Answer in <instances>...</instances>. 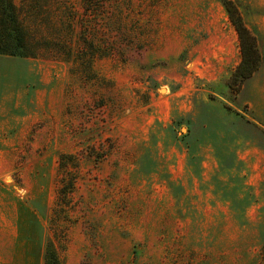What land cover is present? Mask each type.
<instances>
[{"label": "rangeland", "instance_id": "1", "mask_svg": "<svg viewBox=\"0 0 264 264\" xmlns=\"http://www.w3.org/2000/svg\"><path fill=\"white\" fill-rule=\"evenodd\" d=\"M13 0L0 55V264H264V0Z\"/></svg>", "mask_w": 264, "mask_h": 264}, {"label": "trees", "instance_id": "2", "mask_svg": "<svg viewBox=\"0 0 264 264\" xmlns=\"http://www.w3.org/2000/svg\"><path fill=\"white\" fill-rule=\"evenodd\" d=\"M225 14L237 35L240 61L227 83L230 89H239L257 71L261 62L257 47V36L251 31L234 0H215ZM0 55L29 58L34 57L29 45L28 32L21 22L19 10L13 0H0ZM44 264H59L52 251H47Z\"/></svg>", "mask_w": 264, "mask_h": 264}]
</instances>
